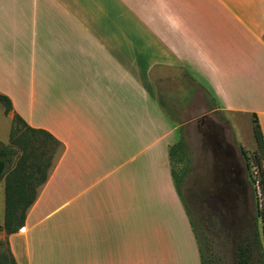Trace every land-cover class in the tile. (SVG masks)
Returning a JSON list of instances; mask_svg holds the SVG:
<instances>
[{
	"label": "crops",
	"instance_id": "obj_1",
	"mask_svg": "<svg viewBox=\"0 0 264 264\" xmlns=\"http://www.w3.org/2000/svg\"><path fill=\"white\" fill-rule=\"evenodd\" d=\"M0 92L65 145L18 264H202L169 149L195 103L264 136V0H0Z\"/></svg>",
	"mask_w": 264,
	"mask_h": 264
},
{
	"label": "rangeland",
	"instance_id": "obj_2",
	"mask_svg": "<svg viewBox=\"0 0 264 264\" xmlns=\"http://www.w3.org/2000/svg\"><path fill=\"white\" fill-rule=\"evenodd\" d=\"M214 107L213 103L207 109L197 103L188 106L189 120L184 122L182 135L192 161L184 175L181 192L195 219L205 264H235V250L241 239L253 241L256 229L261 240L264 239L263 220L258 215L261 189L253 157L254 115ZM11 129L12 116L6 115L0 102L1 141L9 143ZM171 166L180 170L184 163L175 161ZM4 209L3 180L0 182V225L4 223ZM7 242L8 235L1 230L0 253L7 252Z\"/></svg>",
	"mask_w": 264,
	"mask_h": 264
},
{
	"label": "trees",
	"instance_id": "obj_3",
	"mask_svg": "<svg viewBox=\"0 0 264 264\" xmlns=\"http://www.w3.org/2000/svg\"><path fill=\"white\" fill-rule=\"evenodd\" d=\"M0 102L4 106L6 115L12 114L10 141L5 143L0 140V182L3 180L5 182V215L0 231L4 230L9 236L25 225L28 210L36 202L41 188L63 154L65 145L46 129L33 127L27 123L19 113L14 111L13 102L8 95L0 92ZM253 115L256 137L253 157L262 200L258 215L263 220L264 232V136L257 114ZM182 128L179 140L169 149V155L171 162L184 163V167L180 170H174L172 167L175 186L183 199L181 184L184 175L189 171L192 158L189 155L188 144L182 135ZM185 207L199 244L195 219L189 208L186 205ZM7 244V252L0 253V264H18L9 239ZM199 248L202 264H205L206 260L200 244ZM235 251L237 255L235 264H264V239L261 240L259 230L256 229L253 241L247 238L241 239Z\"/></svg>",
	"mask_w": 264,
	"mask_h": 264
},
{
	"label": "flooded vegetation",
	"instance_id": "obj_4",
	"mask_svg": "<svg viewBox=\"0 0 264 264\" xmlns=\"http://www.w3.org/2000/svg\"><path fill=\"white\" fill-rule=\"evenodd\" d=\"M252 198H253V195H250ZM237 198H239L238 196H237Z\"/></svg>",
	"mask_w": 264,
	"mask_h": 264
}]
</instances>
